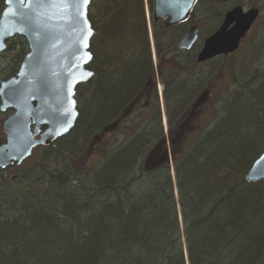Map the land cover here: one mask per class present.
Returning a JSON list of instances; mask_svg holds the SVG:
<instances>
[{
  "label": "trees",
  "instance_id": "1",
  "mask_svg": "<svg viewBox=\"0 0 264 264\" xmlns=\"http://www.w3.org/2000/svg\"><path fill=\"white\" fill-rule=\"evenodd\" d=\"M146 3L149 21L144 0H90L94 75L75 89L73 128L0 186V264H264V183L244 178L264 149V69L207 100L213 60L195 62L240 2L197 0L168 27L151 23ZM194 25L195 43L178 50ZM27 52L22 37L7 41L0 80ZM201 113L207 125L193 131Z\"/></svg>",
  "mask_w": 264,
  "mask_h": 264
},
{
  "label": "water",
  "instance_id": "2",
  "mask_svg": "<svg viewBox=\"0 0 264 264\" xmlns=\"http://www.w3.org/2000/svg\"><path fill=\"white\" fill-rule=\"evenodd\" d=\"M38 2L44 0H4L0 12V57L6 42L15 36L28 46L15 75L0 81V111H11L2 123L5 138L0 143V172L21 165L35 147L48 146L73 128L78 116L75 89L94 75L88 68L94 34L88 19L90 0L87 4L76 0V18L71 23L60 19L65 13L55 0L43 7H37ZM151 2V22L168 27L185 21L196 0ZM258 13L255 7L229 9L220 26L204 39L195 61L203 63L234 52ZM197 35L198 28L190 27L176 48L189 50ZM188 121L180 130L190 126ZM245 180L264 182V151L250 166Z\"/></svg>",
  "mask_w": 264,
  "mask_h": 264
},
{
  "label": "rangeland",
  "instance_id": "3",
  "mask_svg": "<svg viewBox=\"0 0 264 264\" xmlns=\"http://www.w3.org/2000/svg\"><path fill=\"white\" fill-rule=\"evenodd\" d=\"M232 1L237 2L238 0H232ZM239 2L243 6L244 5H255L260 10V17H259L258 23L254 27V30L258 33L257 34H251V35H252V37L255 35H258V36L254 37L255 42H256V45H254V47H256V48L258 47L257 51H255V54L258 55V58L256 61L258 62L259 59H261V61H263L264 60V0H257L256 2H253L252 0H239ZM144 4L146 6L145 11L147 13L148 9H147L146 0H144ZM148 33H150V31ZM150 40H151V35L149 34V41ZM236 57L237 56L235 55L233 57V59H235ZM152 61L154 64L156 63V58H155V55L153 52H152ZM247 61H248V58H246L245 55L244 56L241 55V57L238 60L236 65H232V63H231V65H227V64H229L230 61L228 59H225V58H219V59L213 60V62L211 64L212 69L210 68V73H209L210 86H211V91L209 90L210 91L209 93H211V94H210V96H208L209 93L205 94V98L208 100L209 97H211L213 100H216L219 97L224 96L227 93H229V90L235 89L237 87L236 82H238L237 80L239 78L245 77V79H249V78H253V77L257 76V74L261 70V66L260 65H248L246 63ZM199 68L204 71V70H207L208 67L206 65H202ZM208 70H209V68H208ZM253 71H258V72H253ZM233 72H234V74H233ZM244 72L246 74H244ZM234 75H236V77H237L236 80H234L235 78L232 79V77H234ZM251 75H254V76L250 77ZM155 80L157 81L156 82V89H157L158 96H159V109H160L161 124H162V128H163V132H166L167 131V124H166V119H165V115H164L163 99H161L162 98V95H161L162 86L158 82L159 77L156 76ZM209 104H212V101H210ZM10 112L11 111H6V112L0 111V141L3 137L2 123H3L4 119L6 118V116H8V114ZM208 112H209V109H208ZM206 116H207V114L201 113L194 120V122H193L194 130L193 131H195L197 127L203 129L205 127V125H207V122L209 119L208 118L206 119ZM110 136L113 137L114 135L109 134V133L106 134V139L108 141H110L109 139H111ZM120 139H121V137H119V140ZM41 151H42L41 148L34 149L31 156L28 157L26 160H24L21 163V165H19L18 167H15L12 170H6V171H8V173L5 174L7 177L5 178V180L0 182V186H4L7 183V180L18 176V174H20V172L22 170L27 169L31 166L33 167L37 163H39ZM80 162H81V160L77 161L76 163L79 164Z\"/></svg>",
  "mask_w": 264,
  "mask_h": 264
},
{
  "label": "flooded vegetation",
  "instance_id": "4",
  "mask_svg": "<svg viewBox=\"0 0 264 264\" xmlns=\"http://www.w3.org/2000/svg\"><path fill=\"white\" fill-rule=\"evenodd\" d=\"M257 0H253V2H256ZM239 5L243 11H247L249 10L250 8L252 7H255L257 10H258V16L256 17V19L254 20V22L252 23V25L250 26V29L245 33L244 37L241 38V40L239 41L238 43V47L237 49L232 52V53H229V54H226V55H218L212 59H210L209 61H212V60H215V59H219V58H225V59H228L230 62L229 64L227 65H236L238 60L240 59L241 55H245L246 58H248V61L246 62L248 65H264L263 64V61H261V59H259V61L257 62V58H258V55L255 54V51H257L258 47H254V45H256V42H255V39L254 37L255 36H258V35H255L252 37L251 34H257L258 32H256L254 30V27L255 25L258 23V20H259V17H260V10L259 8H257L255 5H241L240 3H237V4H234L233 6H237ZM232 6V7H233ZM232 7H230L229 9H231ZM227 9L223 15H222V19H221V22L219 23L218 27L220 26V24L222 23V20H223V16L224 14L229 10ZM217 27V28H218ZM257 38V37H256ZM204 40V39H203ZM203 42V41H202ZM199 51V50H198ZM237 56L235 59H233L234 56ZM205 63V62H204ZM204 63H196L197 65H200V64H204ZM1 142V141H0Z\"/></svg>",
  "mask_w": 264,
  "mask_h": 264
},
{
  "label": "snow or ice",
  "instance_id": "5",
  "mask_svg": "<svg viewBox=\"0 0 264 264\" xmlns=\"http://www.w3.org/2000/svg\"><path fill=\"white\" fill-rule=\"evenodd\" d=\"M84 4L88 3V0H82ZM55 3L58 4L61 8V11L65 13L60 17L61 20H64L65 23H71L76 18V13L73 12V9L76 6V0H55ZM45 5H50V0H44V3H37V7H43ZM66 130V129H65Z\"/></svg>",
  "mask_w": 264,
  "mask_h": 264
},
{
  "label": "bare ground",
  "instance_id": "6",
  "mask_svg": "<svg viewBox=\"0 0 264 264\" xmlns=\"http://www.w3.org/2000/svg\"><path fill=\"white\" fill-rule=\"evenodd\" d=\"M195 62H196V61H195ZM196 63H197V62H196ZM263 64H264V60H263ZM260 66H261V70L264 69V65H260ZM251 70H252V69H251ZM261 70H260V71H261ZM250 72H251V71H250ZM253 72H258V71H253ZM244 74H246V73L244 72ZM236 79H237V77H236V75H235V79H234V80H236ZM241 80H242V78H239L237 81L239 82V81H241ZM161 99H162V98H161ZM158 105H159V96H158ZM208 125H209V124H208ZM68 132H69V131H68ZM68 132H67V133H68ZM263 151H264V149H263ZM263 151H262V152H263ZM262 152H261V153H262ZM260 155H261V154H260ZM260 155H259V156H260ZM259 156H258V157H259ZM258 157H257V158H258ZM257 158H256V159H257ZM256 159H255V160H256ZM255 160H254V161H255ZM254 161H253V162H254ZM251 165H252V164H251ZM248 170H249V169H248ZM246 173H247V172H246ZM244 178H245V177H244ZM171 179H172V183H173V185L175 186V181H174L173 171H171ZM257 182H259V181H257ZM262 182H263V181H262ZM253 183H255V182H253ZM263 183H264V182H263ZM263 196H264V193H263ZM262 199H263V197H262ZM174 200H175L176 211H177V217H178V222H179V227H180V232H181V239H182V242L184 243V240H183V234H182V222H181V215H180L179 201H178V197H177V195H176V197H175ZM184 251H185V249H184Z\"/></svg>",
  "mask_w": 264,
  "mask_h": 264
}]
</instances>
